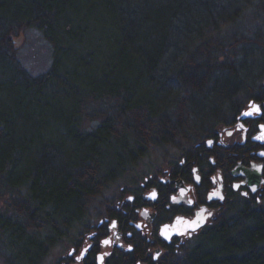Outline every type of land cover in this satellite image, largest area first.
Wrapping results in <instances>:
<instances>
[{
  "label": "trees",
  "instance_id": "16d2710c",
  "mask_svg": "<svg viewBox=\"0 0 264 264\" xmlns=\"http://www.w3.org/2000/svg\"><path fill=\"white\" fill-rule=\"evenodd\" d=\"M72 4L0 0V250L14 253V264H41L54 244L69 241L109 186L150 150L188 139L182 135L188 117L200 114L206 99L219 98L223 83L242 81L237 60L217 61L231 50L220 38L224 28L232 32L229 42L255 43L264 53V0L96 1L79 14ZM100 9L119 31L109 54L88 51L84 42ZM244 11L251 18L241 27ZM28 28L53 46L52 65L38 76L15 58L12 38ZM96 57L103 58L98 67ZM91 67L106 71L94 92L79 75ZM166 79L178 84L175 104L166 95L146 99L148 88L164 90ZM62 95L71 99L67 110ZM203 238L209 244L163 264H264V210L219 223Z\"/></svg>",
  "mask_w": 264,
  "mask_h": 264
},
{
  "label": "flooded vegetation",
  "instance_id": "af4514ba",
  "mask_svg": "<svg viewBox=\"0 0 264 264\" xmlns=\"http://www.w3.org/2000/svg\"><path fill=\"white\" fill-rule=\"evenodd\" d=\"M221 87L219 98L206 99L202 112L188 117L182 133L188 139L172 147L175 152L146 173L135 168L125 173L117 179L126 175L114 194L92 204L69 241L48 251L62 250L52 264H163L204 244L203 237L219 223L238 222L264 210V140L256 139L264 136V65L252 80ZM253 105L260 112L245 116ZM153 192L155 200L150 198ZM213 192L219 196L209 199ZM198 215L205 217L203 224L195 231L187 229L184 222ZM165 229L167 238L161 235ZM1 248L3 264L17 262L14 253Z\"/></svg>",
  "mask_w": 264,
  "mask_h": 264
},
{
  "label": "rangeland",
  "instance_id": "374dc122",
  "mask_svg": "<svg viewBox=\"0 0 264 264\" xmlns=\"http://www.w3.org/2000/svg\"><path fill=\"white\" fill-rule=\"evenodd\" d=\"M96 1L110 2L111 0H73L72 6H74L73 8H76L78 14L84 13L85 9L87 8L93 9V3ZM69 12H71V10H69ZM94 16L95 18L99 20V23L94 24L95 26L94 30L84 38V42L87 45L88 51H95V48L98 47L104 53L109 54L110 51H115L117 48L116 39H118V36H119L118 27L117 26L113 27V23L110 17L103 13V9L97 10V12L94 13ZM241 17H244V19L239 25L241 27L246 26L248 23V19L251 18L250 13L248 11H244L242 12ZM80 26L84 27V25H80ZM228 28L229 26L227 28H224L226 34L220 35V38L227 40L226 42H224L225 43L224 46L231 47V50H229L228 52L225 51L226 54L225 53L223 54V52L220 51L221 54H218L217 61L218 62H223V61L233 62L234 60L235 61L237 60L238 62L236 61L235 63V66L238 69V72L236 73V75L239 76L238 79L246 80L247 77L249 76L252 77L254 75L257 66L259 67V66L264 65V53H261V51L257 49L260 46L255 43L250 44L246 42V44H241V43L236 42V40L234 41L235 43L233 41L229 42L228 39L232 37V32H228L227 31ZM230 31H233V29ZM237 33H239V31ZM249 34L250 33L245 32L243 34L244 38H251V35ZM240 35L241 33L235 36V38L236 39L241 38L242 36ZM19 38L20 39L18 41L16 53H15V58L18 61V64L22 68H24L31 76H38L48 71V69L51 67L52 62H53V57H52L53 46L44 37L43 33L37 28H28V29H25L20 34ZM110 38H112V40H110ZM233 44L234 46H232ZM259 59L260 61L262 59L263 60L260 62L258 61ZM254 62H259V64H255L254 66H252ZM102 64H103L102 57H96L93 59L92 66L98 67L99 65H102ZM248 66H252V69H254L255 71H253L252 69H248L250 68ZM71 69H72V66L70 65L69 70ZM136 71H139V70H136ZM164 71L167 72L166 70ZM105 72H106L105 70H98L94 67H91L90 70L80 69V72H79L80 80L85 86L86 91H90V92L96 91V87L99 85V82H101V79L99 78L105 76L103 75ZM223 74L227 76L226 72H223ZM169 76H170V72L167 73L166 78H168ZM69 80H72V78H70ZM236 81L238 80H235V82ZM166 82H169V83L165 85L164 90H163L164 88L163 84L161 86L158 85L157 87H153V86L149 87L145 93L146 99H157L158 97L162 98L163 95H166V97L169 96L166 99V102L175 104V100L173 98L174 96L178 94V91H179L178 84L175 81L169 80V79H166ZM113 85L115 86V83H113ZM100 86L102 87V85ZM156 88L159 89V94L158 93L155 94ZM60 92H63L62 88H60ZM101 92H103V89L101 90ZM196 98L197 97H195V99ZM59 102L61 103L64 110H67L69 107V103L71 102V99H66V96L62 95ZM95 124L96 123H92L90 127L92 128L93 126H95ZM59 126L60 125L57 124L55 121L51 122L52 129L55 130L56 128H59ZM178 142L179 140L176 139L173 142V144H166L163 147L150 150V152L147 155L143 156L138 161V163L135 166V171L138 173H146L149 169L156 168L163 161V159L165 158L167 154H171L175 152V148H172V147H176ZM123 178H121V180H116L111 186H109V188L105 190L103 195L99 197L98 199H96L93 204L96 205V203H98L99 200L108 198L110 197V195L114 194L118 190L120 183H122ZM204 244H209V243L205 242ZM61 252L62 250L59 247L53 248L48 253V255L45 257V259L43 260L41 264H52L54 260L57 259L58 256H60ZM3 255H4L3 252L2 254L0 253V264H3L2 262V259L4 257ZM177 257H179V255Z\"/></svg>",
  "mask_w": 264,
  "mask_h": 264
},
{
  "label": "snow or ice",
  "instance_id": "6c2138e0",
  "mask_svg": "<svg viewBox=\"0 0 264 264\" xmlns=\"http://www.w3.org/2000/svg\"><path fill=\"white\" fill-rule=\"evenodd\" d=\"M252 112L259 113L260 112V108L258 106H256V105H253L252 106V111L251 112H246V113H244V115L245 116H251ZM262 127H264V126H262ZM256 139L264 140V136L256 137ZM209 145H211V141H209ZM260 155H264V153H261ZM196 181H197V183H199V177H196ZM235 187H239V186L237 185ZM252 191L255 192L256 188L253 187ZM183 194H184L183 191H181V195H183ZM245 195H246V193H245ZM218 196H219L218 192H213V193L210 194L209 199H212V197H218ZM150 198L155 200L157 198L156 197V193L155 192L151 193ZM220 199H223V197H220ZM172 200H173V202H176V198L175 197H172ZM188 203H189V205H191L193 203V201H189ZM208 215L210 216L211 213H209ZM204 219H205V217H202V216L198 215L197 220L199 221V223H197V220H193L191 222L185 221L184 223L186 224L187 229H191L192 231H195L197 227H200L203 224ZM179 222L180 221L178 220L177 223H179ZM113 226H115V225H113ZM137 227H139V225H137ZM177 234H181L182 235L184 233L183 232H179ZM161 235H165L166 238H167L166 229L162 230ZM104 243L107 244L109 242L108 241H104ZM81 255H83V253Z\"/></svg>",
  "mask_w": 264,
  "mask_h": 264
},
{
  "label": "water",
  "instance_id": "95a60500",
  "mask_svg": "<svg viewBox=\"0 0 264 264\" xmlns=\"http://www.w3.org/2000/svg\"><path fill=\"white\" fill-rule=\"evenodd\" d=\"M20 34H21V33H20ZM20 34L18 35V37L15 36V37L12 38V42H13L15 48H17V44H18V41H19V39H20V38H19Z\"/></svg>",
  "mask_w": 264,
  "mask_h": 264
}]
</instances>
